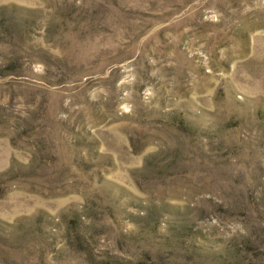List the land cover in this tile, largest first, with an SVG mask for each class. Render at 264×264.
Returning <instances> with one entry per match:
<instances>
[{"label":"rangeland","instance_id":"1","mask_svg":"<svg viewBox=\"0 0 264 264\" xmlns=\"http://www.w3.org/2000/svg\"><path fill=\"white\" fill-rule=\"evenodd\" d=\"M0 264H264V0H0Z\"/></svg>","mask_w":264,"mask_h":264}]
</instances>
